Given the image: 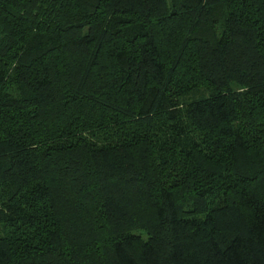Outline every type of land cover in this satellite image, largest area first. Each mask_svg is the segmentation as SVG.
I'll use <instances>...</instances> for the list:
<instances>
[{
    "label": "trees",
    "instance_id": "trees-1",
    "mask_svg": "<svg viewBox=\"0 0 264 264\" xmlns=\"http://www.w3.org/2000/svg\"><path fill=\"white\" fill-rule=\"evenodd\" d=\"M0 264H264V0H0Z\"/></svg>",
    "mask_w": 264,
    "mask_h": 264
}]
</instances>
